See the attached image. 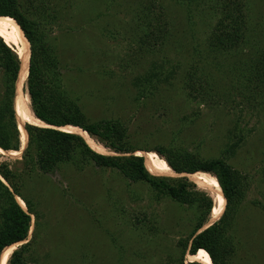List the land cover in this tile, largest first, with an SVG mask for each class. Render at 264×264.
<instances>
[{
	"label": "rangeland",
	"instance_id": "1",
	"mask_svg": "<svg viewBox=\"0 0 264 264\" xmlns=\"http://www.w3.org/2000/svg\"><path fill=\"white\" fill-rule=\"evenodd\" d=\"M20 1L57 64L56 79L80 104L88 123L122 124L127 130L122 143L145 153L177 147L206 160L222 159L238 142L227 163L244 175L248 191L228 239L245 244L248 258L240 254L232 264H264V79L248 90L240 83L232 88L233 72L247 71L263 53L264 0H248L240 20L251 33V46L242 43L219 57L211 50L212 33L219 7L234 0ZM211 54L223 72L216 74L222 87L233 89L222 103L193 99L184 86ZM48 75L47 80L53 78ZM2 77L0 71V100ZM152 77L158 80L153 85L160 84L153 93ZM26 149L0 156V165L23 176L21 192L35 212L28 243L16 248L32 243L23 255L25 264L181 263L180 244L193 230L189 207L158 200L147 183L94 162L83 170L61 164L53 174H42L33 161L23 165Z\"/></svg>",
	"mask_w": 264,
	"mask_h": 264
},
{
	"label": "trees",
	"instance_id": "2",
	"mask_svg": "<svg viewBox=\"0 0 264 264\" xmlns=\"http://www.w3.org/2000/svg\"><path fill=\"white\" fill-rule=\"evenodd\" d=\"M229 3L219 7V22L212 33L215 39L210 49L214 50L218 57L236 50L242 43H250V46L252 43V40L248 39L251 38V33L246 31L240 21L245 16L244 10H247L248 0H234ZM214 11L217 13V10ZM26 15L21 9L20 0H0V21H14L31 46L29 77L23 90L29 97L31 113L42 123L52 127L38 128L25 125L22 131L26 136V142L28 139V147L26 146L24 153L23 165L28 168V162L33 161L34 164L31 165L33 169L37 167L42 174H53L61 164H70L77 170H83L90 162L117 170L133 182L147 183L157 194L158 200L167 198L181 206L186 205L191 212L194 211L193 230L188 239L180 244L183 254L180 264L186 263V254L196 256L201 251L209 255L212 264H232L240 254L247 260L248 247L242 242L235 243L233 239H228L235 223L236 208L243 202L248 191L244 175L227 163L229 158L235 157L238 142L230 147L222 159L206 160L186 148L160 147L153 150L159 157L165 159L170 169L177 174L205 173L217 180L226 202L224 214L217 223L197 236L211 219L215 208L213 199L205 192L199 191L195 184L186 178H159L153 175L147 167L146 159L136 156L137 152L144 150H132L122 143L127 132L122 124L115 121L88 123L80 104L56 79L54 69L57 64L48 53L49 47L43 43L38 23L31 21ZM227 21H233L234 25L226 26ZM245 35L249 37L248 41L244 42L242 39ZM259 52L263 53H257L256 65L248 63L247 71L240 68L233 72L232 80L236 82L232 85L233 89L237 90L240 83L242 88L248 90L252 84L264 79V47ZM214 54L205 58L206 61L201 60L185 82V90L190 91L188 96L193 99L204 101L209 98L212 103H222L227 97H231L233 89H228L231 94L228 93L225 87H222L223 80L216 77V74L222 75L223 72L220 65L214 63L216 60H213ZM238 65L241 66L240 63ZM20 69L21 61L16 49L9 47L0 38V71L3 75V92L0 100V152H19L22 146L21 129L15 112L16 84ZM49 72L53 73V78L47 80ZM148 80L152 86L151 92H157L160 84L152 83L154 80L158 81L157 77ZM65 127L82 129L116 156L96 154L82 137L58 130ZM22 177L9 165H0V257L7 248L11 246L18 248L28 241L32 215L35 212L32 204L21 192ZM17 197L26 204L27 212L17 203ZM31 244L30 242L15 251L8 264H25L23 255Z\"/></svg>",
	"mask_w": 264,
	"mask_h": 264
},
{
	"label": "bare ground",
	"instance_id": "3",
	"mask_svg": "<svg viewBox=\"0 0 264 264\" xmlns=\"http://www.w3.org/2000/svg\"><path fill=\"white\" fill-rule=\"evenodd\" d=\"M0 38L4 40V42L10 47L16 49L18 53L19 59L21 61V73L18 76V81L16 84V116L19 127L21 129V142L22 147L20 152H14L16 154H12V152H0L1 155L5 156H15L20 155L22 151L26 148V136L23 135V129L26 124H29L34 127L38 128H52L51 126L45 125L32 115L29 103L27 100L26 95L24 94L23 90L26 85L28 79V72L30 67V57H31V46L28 43V40L24 37L22 31L18 27V25L12 20H2L0 21ZM54 128V127H53ZM57 129V128H55ZM59 131L63 133H69L73 135H77L82 137L87 144L90 146L92 151H94L98 155L102 156H116V154L107 151L102 145L98 144L94 139H92L85 131L80 128L75 127H65V128H58ZM28 135V134H27ZM136 156L144 157L146 159L147 167L153 175L159 178H180V177H188L191 183L195 184L200 189L207 190L213 195L215 208L212 212L211 219L209 223L199 231L202 232L215 223H217L224 214L226 208V202L224 199V195L221 191V188L214 178V176L205 173H196L193 175L190 174H177L173 172L165 160L159 158L154 153H144V152H137ZM2 180V179H1ZM4 182V180H2ZM5 183V182H4ZM6 184V183H5ZM7 185V184H6ZM17 203L22 207L24 211L27 212L26 204L20 199L16 198ZM25 243V242H24ZM16 251V247L11 246L7 248L0 257V264H8L12 254ZM187 262L189 263H200V264H212V261L209 255L201 251L196 256H191L188 254Z\"/></svg>",
	"mask_w": 264,
	"mask_h": 264
},
{
	"label": "water",
	"instance_id": "4",
	"mask_svg": "<svg viewBox=\"0 0 264 264\" xmlns=\"http://www.w3.org/2000/svg\"><path fill=\"white\" fill-rule=\"evenodd\" d=\"M29 69H30V67H29ZM28 77H29V72H28ZM36 119H37V118H36ZM37 121H39V120L37 119ZM40 122H41V121H40ZM41 123H42V122H41ZM45 125H46V124H45ZM180 178H186V179H188V177H186V176H185V177H180ZM188 180H189V179H188ZM189 181H190V180H189ZM2 182H3V181H2ZM190 182H191V181H190ZM3 183H4V182H3ZM5 183H6V182H5ZM5 183H4V184H5ZM5 185H6V184H5ZM6 186H7V185H6ZM7 187H8V186H7ZM206 230H207V229H206ZM204 231H205V230H204ZM204 231H202V232H204ZM202 232H200V233L198 232L197 236H198L199 234H201Z\"/></svg>",
	"mask_w": 264,
	"mask_h": 264
},
{
	"label": "clouds",
	"instance_id": "5",
	"mask_svg": "<svg viewBox=\"0 0 264 264\" xmlns=\"http://www.w3.org/2000/svg\"><path fill=\"white\" fill-rule=\"evenodd\" d=\"M20 152V151H19ZM8 186V185H7ZM19 198V197H18ZM26 212V211H25ZM31 231H32V226H31V230H30V233H31ZM30 233H29V235H30ZM29 238V237H28ZM29 241V240H28Z\"/></svg>",
	"mask_w": 264,
	"mask_h": 264
}]
</instances>
